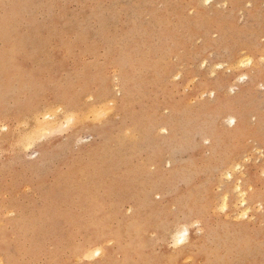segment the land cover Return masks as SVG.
Instances as JSON below:
<instances>
[{
	"label": "rangeland",
	"instance_id": "obj_1",
	"mask_svg": "<svg viewBox=\"0 0 264 264\" xmlns=\"http://www.w3.org/2000/svg\"><path fill=\"white\" fill-rule=\"evenodd\" d=\"M193 261L264 264V0H0V264Z\"/></svg>",
	"mask_w": 264,
	"mask_h": 264
},
{
	"label": "bare ground",
	"instance_id": "obj_2",
	"mask_svg": "<svg viewBox=\"0 0 264 264\" xmlns=\"http://www.w3.org/2000/svg\"><path fill=\"white\" fill-rule=\"evenodd\" d=\"M238 61V60H237ZM240 62H242L243 64H245V60H243V59H241L240 60ZM238 63V65L239 64H241V63ZM247 62V64H248V61H246ZM237 65V66H238ZM246 65V64H245ZM239 68V67H238ZM239 77L240 78H244L245 77V75L244 74H240L239 75ZM240 78H238V79H240ZM103 107V106H102ZM106 107V106H105ZM104 108V107H103ZM108 108V107H107ZM105 109V108H104ZM102 111V110H101ZM98 112V111H97ZM96 113V112H95ZM44 114V113H43ZM97 114V113H96ZM45 115V116H44ZM43 116V119H47V117H49L50 116V114H48V112H47V114H44ZM99 115V114H98ZM45 119V120H46ZM225 119H226V121L230 124V125H232V128H234V130L236 129V128H239V125L241 124V123H243V121H242V119H240V121L238 122V119H237V117L235 116V115H232V114H228L226 117H225ZM44 120V125L45 126H47L48 124H49V122H47L46 123V121ZM6 126V125H5ZM43 128H44V126H43ZM220 139V138H219ZM216 144H218V143H216ZM216 147H217V145H216ZM213 149H215V148H213ZM234 158V157H233ZM240 167V165H239V163L238 162H235L233 165H232V169H234V170H236V169H238ZM226 170V169H225ZM229 175L231 174V172L230 171H228L227 172ZM154 175V174H153ZM236 189L238 190V192H239V195H240V204L242 205V208H241V210H242V213H243V215H247L248 214V211H249V208H250V204L247 202L248 201V199H247V197H246V188H241V186L240 185H237L236 186ZM145 197V196H144ZM148 197V196H147ZM225 197V196H224ZM252 197V196H251ZM226 198V197H225ZM223 207H226L227 206V201H226V199H225V202L223 201ZM135 220V219H134ZM133 220V221H134ZM141 224V223H140ZM186 230V232H188V228L187 227H184L182 230H181V232L180 233H182L183 231H185ZM180 233L176 236V242L178 241V239H179V235H180ZM188 238V236L186 235V236H184V238H183V242H185L186 241V239ZM238 241V240H237ZM183 242H180L179 244H181V243H183ZM178 243V242H177ZM230 247H231V244L229 245ZM247 247V246H246ZM96 248V247H95ZM98 248V247H97ZM232 248V247H231ZM98 249H101V248H98ZM212 249H214V248H212ZM230 249V248H229ZM236 249V248H235ZM93 250V249H92ZM249 253V252H248ZM219 256V255H218ZM217 256V257H218ZM216 257V258H217ZM173 258V257H172ZM147 260V259H146ZM146 260H142V261H146ZM221 260H223V259H221ZM124 261V260H123ZM220 261V260H219ZM126 262V261H125ZM147 262V261H146ZM222 262V261H221ZM220 262V263H221ZM127 263V262H126ZM145 263V262H144ZM230 263V262H229ZM231 264V263H230Z\"/></svg>",
	"mask_w": 264,
	"mask_h": 264
},
{
	"label": "snow or ice",
	"instance_id": "obj_3",
	"mask_svg": "<svg viewBox=\"0 0 264 264\" xmlns=\"http://www.w3.org/2000/svg\"><path fill=\"white\" fill-rule=\"evenodd\" d=\"M186 235H187V232H182V233H180V235H179V239H178L177 242H178V243L183 242V238H184V236H186ZM100 254H101V252H100L99 249H97L95 252L92 253V255H94V256H96V257H99ZM193 264H195L194 261H193Z\"/></svg>",
	"mask_w": 264,
	"mask_h": 264
}]
</instances>
